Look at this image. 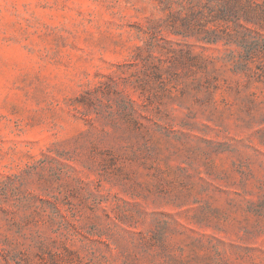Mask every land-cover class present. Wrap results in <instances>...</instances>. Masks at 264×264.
Here are the masks:
<instances>
[{
	"label": "rangeland",
	"instance_id": "374dc122",
	"mask_svg": "<svg viewBox=\"0 0 264 264\" xmlns=\"http://www.w3.org/2000/svg\"><path fill=\"white\" fill-rule=\"evenodd\" d=\"M232 2L0 0V264H264V0Z\"/></svg>",
	"mask_w": 264,
	"mask_h": 264
},
{
	"label": "trees",
	"instance_id": "16d2710c",
	"mask_svg": "<svg viewBox=\"0 0 264 264\" xmlns=\"http://www.w3.org/2000/svg\"><path fill=\"white\" fill-rule=\"evenodd\" d=\"M192 2V8L190 10V12H192L193 10H195L196 8H206L208 10H210L211 12H213V9H215L216 7L221 8L222 13H224V15H228L234 8H233V2L232 0H191ZM214 3H216V5H214ZM238 8L244 9V6H242V3L239 2L237 3ZM248 12H247V16H246V21H249V16H248ZM187 65H194L193 67L196 68L197 72H203L204 76L200 77V78H195L194 81L197 82H201L204 79H207L209 77L208 74V68L207 66H204L203 62H201V60L199 59V57H195L193 59H188ZM207 74V75H206ZM133 106V102L131 103ZM134 110V109H133Z\"/></svg>",
	"mask_w": 264,
	"mask_h": 264
}]
</instances>
